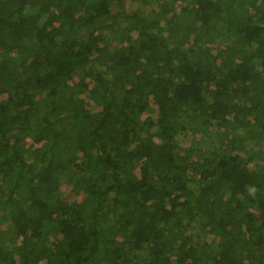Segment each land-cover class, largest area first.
Instances as JSON below:
<instances>
[{
	"label": "trees",
	"instance_id": "obj_1",
	"mask_svg": "<svg viewBox=\"0 0 264 264\" xmlns=\"http://www.w3.org/2000/svg\"><path fill=\"white\" fill-rule=\"evenodd\" d=\"M0 264H264V0H0Z\"/></svg>",
	"mask_w": 264,
	"mask_h": 264
}]
</instances>
